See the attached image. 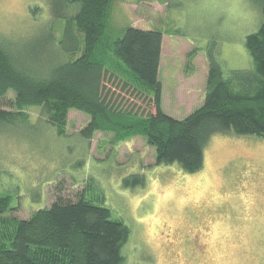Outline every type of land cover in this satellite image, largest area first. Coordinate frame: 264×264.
<instances>
[{
	"label": "rangeland",
	"instance_id": "374dc122",
	"mask_svg": "<svg viewBox=\"0 0 264 264\" xmlns=\"http://www.w3.org/2000/svg\"><path fill=\"white\" fill-rule=\"evenodd\" d=\"M64 1L0 0V42L32 70L47 74L69 56L65 18L53 15L66 12ZM262 6V0H113L106 31L165 33L161 106L181 119L204 100L208 50L224 71L252 69L245 37L261 25ZM13 99L8 91L1 108L15 110ZM39 108H26L25 119L0 121L7 215L28 218L56 198L84 197L128 226L124 264H264V138L214 134L202 168L185 173L175 163L156 164L143 136L114 142L112 132L96 131L88 139L80 129L89 116L73 108L60 134ZM130 175H142L143 184L124 185Z\"/></svg>",
	"mask_w": 264,
	"mask_h": 264
},
{
	"label": "trees",
	"instance_id": "16d2710c",
	"mask_svg": "<svg viewBox=\"0 0 264 264\" xmlns=\"http://www.w3.org/2000/svg\"><path fill=\"white\" fill-rule=\"evenodd\" d=\"M112 1L65 0L66 12H53L65 18L62 36L73 46L47 74L32 70L0 42V121L25 119V109L38 106L64 134L68 110L77 109L89 116L82 136L112 132L114 142L143 136L155 148L156 164L175 163L185 173L202 168L214 134L264 138V18L245 37L252 69L224 71L208 50L204 100L178 119L161 106L162 30L127 26L112 37L106 31ZM196 50L187 53L188 60ZM8 91L15 110L1 108ZM123 183L143 184V177L130 175ZM9 209L10 197L0 196V264H124L129 228L104 205L56 198L28 218L7 215Z\"/></svg>",
	"mask_w": 264,
	"mask_h": 264
},
{
	"label": "crops",
	"instance_id": "0c3cea01",
	"mask_svg": "<svg viewBox=\"0 0 264 264\" xmlns=\"http://www.w3.org/2000/svg\"><path fill=\"white\" fill-rule=\"evenodd\" d=\"M139 1H154V0H139ZM146 29H153V28H146ZM164 38H165V33L163 32L162 42H161V50H160L159 68H160V63H161V55H162V50H163Z\"/></svg>",
	"mask_w": 264,
	"mask_h": 264
}]
</instances>
